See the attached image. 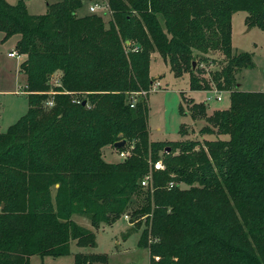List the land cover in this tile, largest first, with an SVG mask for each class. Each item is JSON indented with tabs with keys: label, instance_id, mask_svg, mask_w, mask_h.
Listing matches in <instances>:
<instances>
[{
	"label": "trees",
	"instance_id": "obj_1",
	"mask_svg": "<svg viewBox=\"0 0 264 264\" xmlns=\"http://www.w3.org/2000/svg\"><path fill=\"white\" fill-rule=\"evenodd\" d=\"M85 1L58 0L33 15L24 0H0L3 42L19 36L28 93L26 115L0 132V264L66 256L73 241L96 248L94 230L124 216V238L141 230L149 264H264V91L239 89L255 64L232 45L237 12L264 31V0H106L108 28L100 15H78ZM154 53L176 78L188 75L192 91L229 93L230 108L210 115L183 97L192 118L206 120L202 134L229 139L151 140L148 96L133 108L131 99L153 86ZM214 53L222 67L207 72ZM123 140L130 155L106 162L103 149ZM159 161L165 170L154 169ZM150 171L152 188L143 187ZM107 262L75 255V264Z\"/></svg>",
	"mask_w": 264,
	"mask_h": 264
},
{
	"label": "rangeland",
	"instance_id": "obj_2",
	"mask_svg": "<svg viewBox=\"0 0 264 264\" xmlns=\"http://www.w3.org/2000/svg\"><path fill=\"white\" fill-rule=\"evenodd\" d=\"M9 4L15 5L19 0H6ZM31 14L42 15L47 12V4H52L58 0H24ZM92 2H107L106 0H91ZM90 1H85L84 13L78 12L83 17L88 15V7ZM247 14L245 12H237L232 18V45L234 53L253 54L255 68L244 70L238 76V87L246 92L264 91V31L253 27L250 28L246 22ZM106 27L112 20V14L102 16ZM4 34L0 32V132H5L9 126L13 125L18 119L26 115L28 110V93L25 92L26 78L21 73L20 64L25 58L13 57L9 54L16 52V44L19 36H13L9 40L3 42ZM126 46L130 42L125 43ZM136 48V46L134 47ZM155 54V53H154ZM212 54V53H211ZM153 57V55H152ZM213 58L215 64L206 65L208 71H216L222 67L224 57L220 53H214ZM151 74L153 84L160 82V87L155 90L153 87L145 92L149 105V127L150 138L155 142H177L182 140H214L217 137L229 139V136L218 134L216 132L202 134L201 129L206 125L205 119L195 121L189 110L183 102V97L188 101L197 104L204 103L213 111L226 110L231 106L229 93L218 90L212 85L208 91H192L190 88V77L185 75L176 78L170 71V67L157 53L152 58ZM219 92L221 99H215L207 102V98L215 92ZM54 92L51 93V95ZM133 95V94H132ZM216 96V95H215ZM193 100V101H192ZM52 101V100H49ZM53 102V101H52ZM181 104L185 109V114L181 110ZM212 112H208V115ZM186 127L190 134L183 136L181 128ZM112 146L103 149V159L108 163H119L126 159L119 156V152ZM155 169V167H154ZM165 166L163 164V169ZM152 171V170H151ZM144 178L149 180L152 188L153 176L152 172ZM160 171V170H156ZM173 185V183L170 184ZM1 211V210H0ZM74 220L79 225L94 230L89 219L81 216H75ZM131 229L130 217L127 220L122 217L111 226H105L99 230H94L96 234V248L78 247L76 241L70 244V254L61 257H40L33 256L31 264H75V255L78 253L86 254H105L108 262L106 264H149V252L145 248L138 246L141 230L133 232L129 237L124 235ZM103 264V263H94Z\"/></svg>",
	"mask_w": 264,
	"mask_h": 264
},
{
	"label": "built area",
	"instance_id": "obj_3",
	"mask_svg": "<svg viewBox=\"0 0 264 264\" xmlns=\"http://www.w3.org/2000/svg\"><path fill=\"white\" fill-rule=\"evenodd\" d=\"M89 11H90L91 14H97V15H100V16H105L108 13L109 14H112V12H111V10H110L109 5H108L107 2H104V3H102V2H92L91 5L89 6ZM9 56L11 58H13L15 56L18 57V58L20 57V55H18L17 53H14V52H11L9 54ZM152 87H153V89L157 90L160 87V83L159 82H156L155 85H153ZM140 95H146V93L145 92H139V93H134L132 95V99H131V107L132 108L134 107V105L137 102V99L136 98L139 97ZM215 99H218V100L221 99V95H220V93L218 91L215 92V93H213V95H210L207 98V102H211L212 100H215ZM47 106L48 107H52L53 106V102L52 101H48L47 102ZM127 155H128V153L126 151H120L119 152V156L122 159L126 158ZM154 167H155V170H161V169H163V163H162V161L157 162L154 165ZM149 183L150 182H149L148 179H144L141 184H142L143 187H146V186L149 185ZM171 187H173V185H171ZM125 218L127 220L129 219L128 216H125Z\"/></svg>",
	"mask_w": 264,
	"mask_h": 264
},
{
	"label": "water",
	"instance_id": "obj_4",
	"mask_svg": "<svg viewBox=\"0 0 264 264\" xmlns=\"http://www.w3.org/2000/svg\"><path fill=\"white\" fill-rule=\"evenodd\" d=\"M195 67H196V64L194 63L193 68H195ZM85 104L86 103L84 102L83 105H85ZM125 146H126V141L123 140V141L115 143L114 148L117 149V150H120V149L124 148ZM0 207H1V209H3L4 208V204H2Z\"/></svg>",
	"mask_w": 264,
	"mask_h": 264
},
{
	"label": "crops",
	"instance_id": "obj_5",
	"mask_svg": "<svg viewBox=\"0 0 264 264\" xmlns=\"http://www.w3.org/2000/svg\"><path fill=\"white\" fill-rule=\"evenodd\" d=\"M91 3H92V1H90L89 6L91 5ZM83 9H84V8H83ZM83 9H82V10H83ZM82 10L79 11V12L84 13ZM88 14H90L89 7H88ZM33 15H36V14H33ZM156 54H157V53L153 54V57H154ZM153 57H152V58H153ZM19 58H20V57H19ZM22 58H24V57L21 56L20 59H22ZM151 64H152V62H151ZM20 65H21V64H20ZM150 74H151V68H150ZM151 78H152V76H151ZM159 83H160V82H159ZM153 85H155V84H153ZM212 101H213V100H212ZM212 101H211V102H212ZM208 108H209V111H210V112L215 111V110L212 111V110L210 109L209 106H208ZM27 111H28V110H27ZM18 120H19V119H18ZM18 120H17V121H18ZM17 121H16V122H17ZM16 122H15V123H16ZM15 123H14V124H15ZM9 127H10V126H9ZM9 127H8V128H9ZM7 130H8V129H7ZM7 130H6V131H7ZM6 131H5V132H6ZM5 132H1V133H5ZM150 136H151V134H150ZM0 210H1V207H0Z\"/></svg>",
	"mask_w": 264,
	"mask_h": 264
}]
</instances>
